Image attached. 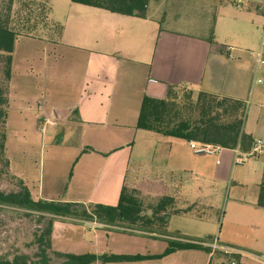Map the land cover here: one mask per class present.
<instances>
[{
    "label": "crops",
    "instance_id": "1",
    "mask_svg": "<svg viewBox=\"0 0 264 264\" xmlns=\"http://www.w3.org/2000/svg\"><path fill=\"white\" fill-rule=\"evenodd\" d=\"M62 20L49 22L47 32L58 24L57 31L52 32L55 37L45 40L49 41V55L43 51L38 64L27 66V76L19 82L14 81L13 73L18 70L15 45L11 54L8 105L15 95L26 108H35L37 128L61 131L65 137L55 135L52 139L54 146L65 149L56 159L59 164L50 163L47 180H42L33 198L86 207L116 205L123 183L127 184L136 138H146L153 150L148 165L166 167L167 174L177 179L183 175L211 176L227 183L230 193L238 192L232 197L230 210L231 224L239 236L223 239L230 244L220 242L219 237L216 240L231 250L229 253L213 249L214 241H199L195 226L185 228L184 222L172 220L195 217L190 208L176 207L172 196L174 208L185 212L169 215L162 230L58 217L53 222V248L98 256H158L168 241L199 242L212 252L182 249L138 261L95 264H264V208L256 206L258 189L251 201L240 197L248 185L245 176H234L232 149L222 148L211 155L220 164L211 169L200 160L208 155L193 153L189 141L152 132L142 134L143 130L135 128L142 98H164L170 86L190 93L191 101L196 97L193 91L242 102L250 98L258 104L256 112L261 116L264 66L250 53L264 42V0H149L143 18L92 8ZM85 29L87 34H82ZM222 35L223 40L219 38ZM226 47L232 48L229 55ZM30 72L40 76L36 84L39 93L31 95L24 93ZM242 131L253 138L246 129L245 116ZM146 158L140 155L135 161L140 166L149 160ZM133 177L138 179L136 174ZM245 226L251 227L248 235H242ZM241 236L246 243L239 241ZM221 253L237 254L238 259L223 263Z\"/></svg>",
    "mask_w": 264,
    "mask_h": 264
},
{
    "label": "rangeland",
    "instance_id": "2",
    "mask_svg": "<svg viewBox=\"0 0 264 264\" xmlns=\"http://www.w3.org/2000/svg\"><path fill=\"white\" fill-rule=\"evenodd\" d=\"M6 2L7 0H0V9L6 5ZM37 2L44 3L42 0H33L32 18L26 24V28L20 31L32 36H18L14 41L16 49L14 56L16 58V68L18 69L13 70L15 82H19L27 76L24 71L27 66L35 67L38 64V57L44 54L43 51H47L46 54L49 55V41L45 40H51L54 36L52 32L57 31L58 28V24H55L53 30L47 32L46 29L51 26L49 22L55 20H58V22L65 21L62 18L66 15L70 14L71 17L76 11L92 9L91 7L74 4L70 0H47L41 9ZM22 4V2L14 0L13 11L19 9L24 13L25 6L23 7ZM39 8L43 12L40 16L43 14L47 16L44 23L37 22L38 14L41 12ZM12 24L15 26L16 22ZM17 28L15 26V30ZM81 32L87 34L88 31L85 29ZM219 38L223 40L225 37L222 35ZM45 57L46 55H44ZM45 60L48 62L49 57L47 56ZM3 67L4 63L1 62L0 79L2 78ZM28 76L30 83L24 93L30 95L39 93L36 84L40 81V76L32 72ZM192 93L195 96L197 95L194 91ZM178 100L181 101V99ZM244 104L246 129L251 131L254 139H264V113H261V116L257 114L255 105L258 104H255L250 98H247ZM34 109L26 108L24 103L15 95L10 98L4 129L5 155L0 156V191L2 192L17 191L19 189L18 181H21L35 197L39 184L41 185L42 180L43 183L47 180L50 163L52 162L53 165L59 164L56 159L59 160L65 149L61 146H54L52 143L55 135H58V139L65 138L62 136L61 131L54 132L49 129L37 128L34 123L36 118ZM143 132L142 134H151L148 131ZM152 153L153 150L150 149L148 139L136 138L132 160L128 168V187H135L140 181L144 180H161L168 189L167 194L174 196L176 207L190 208L191 215L195 216L175 217L172 220L184 222L185 228L190 224L195 226L198 229V240L201 242H216L219 237L220 242L230 244L224 242L223 239L234 240L235 236H239L235 235V231L238 232V230L231 224L232 214L230 210L232 197L239 195L237 191L234 190L237 194L230 193L227 183L217 182L211 176L183 175L180 179L170 177L167 174L166 167L161 165L155 167L146 163V161H150ZM140 155L146 156V159L149 160H145L139 166L135 159ZM200 160L208 164L211 169L217 168L219 164V161L218 164L215 163L216 158L211 155L202 156ZM260 166L264 167V158L255 157L248 158L242 165L234 166V176L237 174L240 177L245 176L247 181L248 190L240 196L241 198L244 197L246 201L253 199L254 192L258 189V184L262 180L264 169H261ZM135 174L138 179L133 177ZM158 197V193L143 195L144 202L151 204L155 203ZM38 221V215L34 212L18 207L0 205V259H11L15 254L33 255L37 251V246L34 243L36 236L40 234L44 227V223ZM250 230L246 226L243 227L242 235H248L251 232ZM244 239V236H241L239 241L246 243ZM49 256L52 263L55 264L62 260L52 253H49Z\"/></svg>",
    "mask_w": 264,
    "mask_h": 264
},
{
    "label": "trees",
    "instance_id": "3",
    "mask_svg": "<svg viewBox=\"0 0 264 264\" xmlns=\"http://www.w3.org/2000/svg\"><path fill=\"white\" fill-rule=\"evenodd\" d=\"M17 1L22 2L23 7L25 6L24 13L19 9L13 11L14 0H7L6 5L0 9V63H4L0 79V156L2 157L5 155L4 129L8 111L11 54L14 41L18 36H32L20 31L26 28V24L32 18L33 0ZM42 1L46 3L47 0ZM70 1L113 14L143 18L149 0ZM44 3L37 2V5H40L42 9ZM41 9L39 8L41 12L38 14L37 22L44 23L47 16L44 14L40 16L43 13ZM15 22L17 30L12 24ZM244 116L245 104L240 100L200 92L195 100L191 101L190 93L174 90L170 86L164 98L147 95L142 98L135 128L165 137L217 145L224 149L238 148L242 152H247L251 149L254 140L242 131ZM5 163L7 164L6 160ZM18 184L17 191H0V205L34 212L38 215V222L44 223V227L36 236L34 243L37 251L33 255L15 254L11 259L1 258L0 264H55L52 263L49 253L62 259L57 264H95L97 261L102 263L138 261L160 257L182 249L212 252L210 247L202 243L185 241H168L165 251L158 256L116 254L98 256L93 253L58 252L54 250L51 239L53 222L56 217L96 219L108 224L123 223L162 230L166 226L169 215L184 213L185 210L174 208V198L166 194L165 185L161 181L144 180L131 188L124 182L116 205L92 204L90 207L83 204L35 199L21 181H18ZM145 192H157L161 195L155 203H145L143 198ZM256 206L264 208V172H262V180L258 186ZM221 255L223 263L236 262L238 259L237 254L221 253Z\"/></svg>",
    "mask_w": 264,
    "mask_h": 264
},
{
    "label": "built area",
    "instance_id": "4",
    "mask_svg": "<svg viewBox=\"0 0 264 264\" xmlns=\"http://www.w3.org/2000/svg\"><path fill=\"white\" fill-rule=\"evenodd\" d=\"M236 7H239V3H236ZM229 55V52L232 51L231 47H226L225 49ZM251 57L255 59L256 63L259 65L264 66V42H261L259 48L255 51L250 53ZM189 147L195 154H206V155H216L218 154L222 148L217 145L206 144L196 141H189ZM233 152V163L235 165H242L244 162L251 157L255 158H262L264 157V140L257 139L253 141L252 147L247 152H242L238 148L232 149ZM213 249H221L224 252H231L227 248L223 246H219L217 243H212Z\"/></svg>",
    "mask_w": 264,
    "mask_h": 264
}]
</instances>
